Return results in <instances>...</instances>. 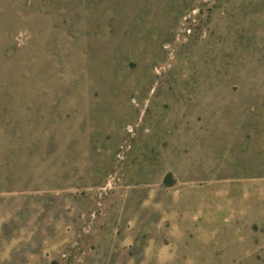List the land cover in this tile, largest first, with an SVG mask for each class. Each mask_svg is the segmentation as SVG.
<instances>
[{"label":"rangeland","instance_id":"1","mask_svg":"<svg viewBox=\"0 0 264 264\" xmlns=\"http://www.w3.org/2000/svg\"><path fill=\"white\" fill-rule=\"evenodd\" d=\"M0 264H264V0H0Z\"/></svg>","mask_w":264,"mask_h":264}]
</instances>
